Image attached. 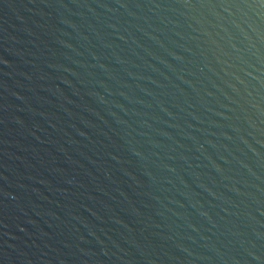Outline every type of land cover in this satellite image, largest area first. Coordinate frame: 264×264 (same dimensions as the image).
<instances>
[{"label": "water", "instance_id": "water-1", "mask_svg": "<svg viewBox=\"0 0 264 264\" xmlns=\"http://www.w3.org/2000/svg\"><path fill=\"white\" fill-rule=\"evenodd\" d=\"M0 264H264V0H0Z\"/></svg>", "mask_w": 264, "mask_h": 264}]
</instances>
